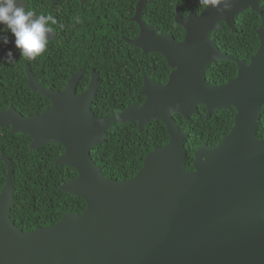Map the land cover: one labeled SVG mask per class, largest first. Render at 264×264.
Instances as JSON below:
<instances>
[{"label":"water","instance_id":"95a60500","mask_svg":"<svg viewBox=\"0 0 264 264\" xmlns=\"http://www.w3.org/2000/svg\"><path fill=\"white\" fill-rule=\"evenodd\" d=\"M151 1L138 0L131 19L139 24V33L124 39L144 54L161 53L171 73L166 82L144 77L141 104L98 117L91 107L98 72H92L80 93L83 69L56 90L43 86L26 62L29 87L51 104L29 116L14 106L2 109L0 126L30 135L35 150L62 144L65 152L55 165L73 167L78 175L60 189L82 197L87 206L82 213H65L54 224L21 229L10 215L14 164L2 153L8 171L0 191V264H264V135L257 136L264 107L263 5L260 0H232L230 11L209 6L187 15L177 8L175 20L185 29L184 38L177 40L142 19ZM249 7L261 15V24L260 46L247 62L223 52L211 34L223 29V22L237 32L235 18ZM6 27L0 24V29ZM10 41L0 48V56L15 49L14 37ZM219 59L235 60L238 73L212 84L207 68ZM199 105L206 106L207 117L232 106L236 114L219 144L205 143L196 150L190 169L188 131L173 113L188 119ZM152 119L165 123L169 141L147 153L134 177H106L92 148L105 141L115 123L137 122L141 130Z\"/></svg>","mask_w":264,"mask_h":264},{"label":"trees","instance_id":"16d2710c","mask_svg":"<svg viewBox=\"0 0 264 264\" xmlns=\"http://www.w3.org/2000/svg\"><path fill=\"white\" fill-rule=\"evenodd\" d=\"M26 10L37 15H53L57 25L55 38L50 39L44 53L34 59L20 56L14 49L16 63H0V110L14 106L24 115L42 112L51 101L32 90L28 85L26 62L30 64L39 82L46 87L62 89L73 71L84 69L78 93L89 84L90 70L99 75V87L91 104L96 116L119 112L128 104H141L144 77L166 82L171 73L166 58L159 52L144 54L142 49L129 44L125 37H136L139 25L131 18L138 0H59L54 6L51 0H26ZM263 5L264 0H260ZM187 15L204 8L194 0H152L142 12V19L157 26L160 31L183 39L185 29L175 20L176 9ZM77 17L79 22H77ZM261 15L251 7L235 18L237 32L225 22L223 29L213 31L220 49L233 58L250 61L260 46L258 27ZM63 24V28L59 27ZM9 39L13 38L7 32ZM3 45H0V48ZM238 65L233 59H219L207 68V78L212 84H220L235 77ZM207 108L199 105L197 112L186 119L180 113L173 118L183 131L187 149V167L193 169L195 152L200 146L219 144L231 130L236 109L214 110L209 117ZM264 135V107L257 128V136ZM164 122L152 119L141 130L137 122H119L108 129L105 141L92 148L93 159L102 167L106 177L126 180L134 177L142 168L144 159L155 146L169 141ZM32 138L25 133H13L11 128L0 126V191L7 178V164L2 153L14 164V206L10 215L18 227L33 231L58 222L65 213H82L86 201L77 195L60 189V185L77 177L75 168L55 165L65 152L60 143H47L35 150L30 147Z\"/></svg>","mask_w":264,"mask_h":264},{"label":"clouds","instance_id":"9594fccd","mask_svg":"<svg viewBox=\"0 0 264 264\" xmlns=\"http://www.w3.org/2000/svg\"><path fill=\"white\" fill-rule=\"evenodd\" d=\"M199 4L221 11H230L232 8V0H199ZM0 24L7 26L6 29H0V45L12 43L7 34L10 32L14 37L15 49L20 50V56L31 60L45 52L53 33L51 25H57L58 21L51 14L37 16L33 11L26 10L25 0H0ZM59 27L63 28V24H59ZM0 63H16L12 49L0 56Z\"/></svg>","mask_w":264,"mask_h":264},{"label":"flooded vegetation","instance_id":"af4514ba","mask_svg":"<svg viewBox=\"0 0 264 264\" xmlns=\"http://www.w3.org/2000/svg\"><path fill=\"white\" fill-rule=\"evenodd\" d=\"M58 1H59V0H58ZM58 1H57V2H58ZM67 1H70V0H67ZM78 1H80V0H78ZM85 1H86V0H85ZM85 1H84V2H85ZM80 2H81V1H80ZM194 2H195V0H194ZM51 3H52V0H51ZM122 4H123V0H119V2H118V6H119L118 10H119V9H122ZM51 5H52V4H51ZM195 5H196V4H195ZM199 5H200V4H199ZM147 23H148V22H147ZM260 24H261V23H260ZM138 25H139V24H138ZM52 29H53V28H52ZM53 32H54V37H53V38H55L56 35H55V30H54V29H53ZM212 37H213V36H212ZM53 38H51V39H53ZM183 38H184V37H183ZM181 40H182V39H181ZM216 42H217V41H216ZM234 61H235V60H234ZM235 62H236V61H235ZM247 62H248V61H247ZM78 70H79V69H78ZM78 70H76V71H78ZM83 70H84V69H83ZM76 71H73V72L71 73V75H72L73 73H75ZM93 71H95V70H93V69L90 70V79H91V75H92V72H93ZM96 72H97V71H96ZM84 74H85V70H84V73L82 74L81 78L84 76ZM71 75H70V76H71ZM69 78H70V77H69ZM69 78H68V79H69ZM81 78H80V80H81ZM68 79H66L65 86H66V84H67ZM80 80H79V82H80ZM89 81H90V80H89ZM210 83H211V82H210ZM87 86H88V85H87ZM45 87H46V86H45ZM51 88L56 89V88H54V87H51ZM63 88H64V87H63ZM63 88H62V89H63ZM79 88H81V87H79V83H78L77 92H78ZM86 88H87V87H86ZM86 88H85V89H86ZM85 89H84V90H85ZM56 90H61V89H56ZM81 90L84 91L83 89H81Z\"/></svg>","mask_w":264,"mask_h":264}]
</instances>
